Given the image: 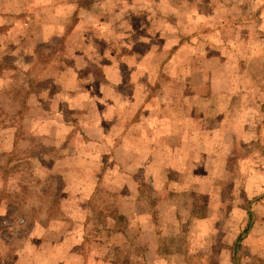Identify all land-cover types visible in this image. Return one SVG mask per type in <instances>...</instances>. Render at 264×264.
Listing matches in <instances>:
<instances>
[{
	"label": "rangeland",
	"instance_id": "374dc122",
	"mask_svg": "<svg viewBox=\"0 0 264 264\" xmlns=\"http://www.w3.org/2000/svg\"><path fill=\"white\" fill-rule=\"evenodd\" d=\"M135 1L0 0V264H143L136 262L142 255L132 252V239L120 235L126 223L118 219L119 205L125 199L130 208L132 196L142 199L137 209L150 204L164 233L160 244L165 256L159 264H264V199L254 200L264 191L255 189V179L248 191V158L243 159L248 157V40L261 55L253 64L264 84V23L257 17V23L250 24L254 28L248 29V20H253L248 0H182V15L172 11L169 18L161 14L166 13L165 0H156L161 10L156 17L151 11L156 25L152 31L170 21L185 22H170L164 37L171 38L172 45L183 42L168 70L173 72L175 59L182 58L188 74L179 81L128 75L119 84L117 62L128 74L137 66L150 68L145 55L135 61L126 49L137 45L142 52L154 53L166 44L163 35L162 41H150L148 12L134 10L152 0ZM141 23L142 32L127 36ZM217 25L219 30L214 29ZM215 31L220 33L207 37ZM123 38L128 47L117 43ZM218 40L223 43L213 44ZM162 59L153 66L166 69L168 62L160 65ZM216 59L224 61L222 66ZM192 60L200 68L190 72ZM74 63L78 76L66 71V64ZM207 70L209 78L202 77L200 71ZM204 84L228 92L238 88L217 99L222 109L216 116L223 123L210 120L215 115L205 108L186 106L191 103L186 93L194 100L193 88ZM164 87L183 95L166 111L174 119L196 117L198 130L220 132L228 140L223 146L231 151L236 146L226 172L202 177L187 172L181 157L173 160L172 171L156 175L153 189L146 174L127 175L130 172L118 169L121 164L111 149L127 125L138 122L131 131L148 135L150 121L164 119L165 111L158 109ZM142 101L156 108L143 112ZM261 112L263 118L260 112L254 117L264 124V106ZM81 121H104L108 142H84ZM89 133L98 135L100 130ZM235 135L241 144L234 145ZM128 176L135 183L131 189L125 184L131 180ZM95 178L99 181L94 191H82L85 185L93 186ZM138 185L137 194H131ZM72 213L86 218L73 221L68 217ZM175 216L182 217L179 230L185 239H170ZM78 229L81 234H67ZM182 248L185 253L174 256L172 251ZM203 250L205 257L200 255Z\"/></svg>",
	"mask_w": 264,
	"mask_h": 264
},
{
	"label": "crops",
	"instance_id": "0c3cea01",
	"mask_svg": "<svg viewBox=\"0 0 264 264\" xmlns=\"http://www.w3.org/2000/svg\"><path fill=\"white\" fill-rule=\"evenodd\" d=\"M121 1V0H120ZM125 4L134 3L137 4L135 0H122ZM170 0H165V12L161 11V14L167 15L169 18L170 12H174L177 14L183 13V3L182 0L178 1L174 0L172 3V10H169V4ZM186 8V7H185ZM161 10V6L156 5V0L148 1V3L145 2V4L142 6V8L135 9L136 12H140L141 10H145L148 13V26L151 27L150 30V41L157 42L158 38L164 37V31H166L167 27L169 26V23L167 22L166 25L161 27V30H155L152 31V29L156 26L153 24V20H150V16H152V10L154 11V15L156 17L157 14H159V11ZM219 11H221V8H218ZM252 12V13H250ZM253 15V20H248V29L254 28L251 24H255L257 22H254V20H258L257 17H259V21H263L264 23V0H248V15ZM260 14V15H258ZM182 15V14H181ZM262 19V20H260ZM167 21V20H166ZM81 23V22H80ZM166 23V22H165ZM172 24H179V23H185L183 21L178 22H171ZM147 26V24H146ZM145 24L141 23L138 28L133 29L130 33L127 34V36L135 35L137 33H140L144 30ZM220 25H217L214 27L215 30H219ZM220 32H208V38H214L216 34H219ZM212 36V37H211ZM72 38V37H71ZM135 41L142 42L146 39H136ZM133 39V40H134ZM166 44L165 47L156 50L154 53H149V51L142 52L141 49H138L137 45L134 46L132 49L131 47L129 49H132L129 51V49H126V54L130 55L132 54L135 57V61H141V57L144 55L146 56L147 60L150 61V68L145 69L141 66H137L134 69L130 71V74L126 71V69H121L118 63V78H120L119 84L122 82L125 77L128 75L131 77L132 75H136L139 79H149V78H157V77H163L165 79H178L181 80V78H186L188 72L183 68L184 59L182 58H176L177 60V66L176 69L173 70V72L170 73L168 70L171 66V62L173 57L175 56V53L178 49V47H181L182 43L178 41V43H175L172 45V42L170 41L171 38L164 37ZM174 40V37L172 38ZM161 40V38H160ZM186 41L185 45H188L187 42H189L187 39H184ZM212 40V39H209ZM216 40V39H213ZM147 41V40H146ZM162 41V40H161ZM103 42H105L103 40ZM102 42V43H103ZM126 38H123L119 40L118 44H123L122 46L128 47ZM195 42V41H194ZM216 42V41H214ZM223 42L221 40H218L216 43L213 44H222ZM259 43V42H258ZM255 47L252 46V43H249L248 40V136L246 137L248 140V157L243 156V159L248 158V191L252 190V186H250V183L255 179L254 183H256L255 189H260L264 191V149L262 145L264 144V124L262 119L260 121H257V118H255V114L258 115L260 112V116L262 117V107L264 106V84L262 80V73H260V69H256L254 67L253 63H256L257 59H260V54L257 52H253V50L250 48ZM176 49V50H175ZM79 50V49H78ZM131 52V53H130ZM86 54L87 51L84 50L83 54ZM161 57H164L162 59L163 61H160V65L162 63L168 62L166 65V69L161 68H155L153 66V63L157 64L158 60H161ZM176 57V56H175ZM217 60V59H216ZM117 61H119L117 59ZM260 61V60H259ZM258 61V62H259ZM218 63L224 62L223 60L219 59L217 60ZM158 65V66H160ZM222 66V65H221ZM66 71L72 72L75 76L77 75V70H79V66L76 65V63L72 65L66 64ZM200 66L198 63H196L195 60H192V66H190V72H193L194 69H199ZM148 70V72H147ZM181 72H184L183 74ZM105 74V73H104ZM107 74V73H106ZM105 74L106 77H108ZM200 74H203L202 77L205 78V74H207L206 77L209 78V70L207 71H200ZM71 75V74H70ZM211 75V74H210ZM167 82V81H166ZM206 82H208L206 80ZM181 86H176L175 88H179ZM172 87H164L163 89V98L164 101L162 102L163 105L158 106V109L160 111H165L164 119H153L150 121V129L148 130V135L143 133H138L137 131H131V127L139 126L138 122L134 123L135 125L132 126V124L127 125V128H124L122 131V134L118 137L116 146H114L111 150V156L117 157L119 160V163L121 164L118 166V169L126 170L130 173H126L127 175H134L133 173H142L147 175V179L149 181V185L151 188L156 189L157 185V179L158 177L156 175L162 174L163 172L167 173L169 171H172L173 169V160L178 161L181 157L183 158L184 163L180 162L181 166L184 167L187 166L189 169L187 172H193L196 171V173L202 174L201 176L207 173L208 175L215 176L217 174H220L221 172H226L228 170V162L230 159V155L233 152L234 148L236 146H233L232 151L227 147L223 146V141H228L226 138L221 137L219 134L220 132H217L218 135L213 133H208L204 130V128L198 130V124L195 123L194 120L197 121L198 118L190 117V118H173V115H171V112H166L168 110H171L173 106H176L178 102L182 99V94L180 91H174L172 90ZM197 89V93H194L192 95H196V98L194 100H189L186 96L188 94H191L190 91L186 93V96H184L187 99V102H191L186 104L188 110H200L199 108L206 109L207 111H210L211 115H215L214 119L209 118L210 120H215L216 122H222V119L220 117H217L216 115L220 114V111L222 109L221 105L218 104L217 99L220 97L222 93L223 95L230 94L232 92H235L238 90L236 88L232 92H228L226 90H221L220 88L216 87L214 84H204L203 86L199 88H193ZM181 97H180V96ZM176 96V98H174ZM152 97H150L151 99ZM161 103V102H160ZM176 103V104H175ZM152 102L149 101H142L140 105L143 108V112L145 109H154L156 106L151 107ZM183 104V103H182ZM181 108L182 105L180 104ZM160 107V108H159ZM141 110L142 108L139 107ZM138 110V109H137ZM213 117V116H212ZM263 118V117H262ZM203 121L204 119H200ZM142 124L145 121H140ZM223 123V122H222ZM225 123V122H224ZM219 124V123H218ZM190 126H193L196 128H190ZM81 131L84 135H82V139H84V142H95L100 144H105L108 142V135L106 134V126L104 121L97 122L96 124H93L91 122L87 121H81L80 122ZM96 127H99L96 128ZM190 128V129H189ZM90 130L98 131L100 130V133L98 135H92L89 133ZM225 134V133H223ZM240 139V136L235 135L234 138V145L241 144L237 142V140ZM99 144V145H100ZM105 155V154H104ZM110 155V153H109ZM103 156V154H102ZM138 159V160H136ZM241 162V160H239ZM179 170H181L179 168ZM224 170V171H223ZM208 171V172H207ZM122 174V173H118ZM90 179L91 177H94V173L89 174ZM92 175V176H91ZM135 176V175H134ZM201 177V178H202ZM200 178V177H197ZM127 182L125 183L127 188H132L131 185L134 183V179L130 178L128 176ZM96 182L93 186H87L85 185L82 188L83 190H90V193L94 191V188L97 186L99 179L95 178ZM187 182V181H186ZM130 184V185H129ZM135 184V183H134ZM198 185L204 184L197 182ZM204 187V185H202ZM139 185L135 187L136 193H131L133 195H136L138 192ZM254 189V190H255ZM89 193V194H90ZM264 193V192H263ZM261 195V194H260ZM89 196V195H88ZM132 196V195H131ZM259 196V195H258ZM89 198V197H88ZM87 198V200H88ZM127 198V197H125ZM256 198V197H255ZM264 199L262 197L260 200ZM132 203L129 204L130 208H127V205L125 203V199L121 201V205H119V216L123 218V222L126 223V226L124 227L123 232L120 233V235L123 237L129 236V238L132 239L131 245H132V252L141 253V257L136 258V262H139V260L143 264H159L163 263V256H165L164 250L161 248L160 244V236L164 233L160 232V228L156 225V222L154 220V215L152 214L151 206L148 204V207L144 208H138L140 211H138L137 204L139 205L141 203L142 199H139L137 197L132 196ZM212 204V203H210ZM145 206V205H144ZM211 206V205H210ZM71 220H84L86 218V214H82L80 216H77L76 214L72 213L68 216ZM175 220H177V217L175 216ZM182 217H178V220L176 221V226L172 229V236L170 239H180L186 238L185 233L181 232L179 230L180 223H181ZM205 219H202L204 221ZM79 231H68V235L73 234H81L80 229ZM206 234H204L205 237ZM185 246V244H184ZM184 248V247H183ZM182 249H175L173 250L174 256H177L180 253H185V250ZM212 248V245H211ZM211 251V249H210ZM202 254V257H205L203 253L205 251H200ZM171 253V252H170ZM173 257V256H169ZM182 261V256L178 257L177 262Z\"/></svg>",
	"mask_w": 264,
	"mask_h": 264
},
{
	"label": "water",
	"instance_id": "95a60500",
	"mask_svg": "<svg viewBox=\"0 0 264 264\" xmlns=\"http://www.w3.org/2000/svg\"><path fill=\"white\" fill-rule=\"evenodd\" d=\"M262 197H264V193H262L261 195L257 196L256 198H254V200L260 199ZM248 209L250 210V207Z\"/></svg>",
	"mask_w": 264,
	"mask_h": 264
},
{
	"label": "trees",
	"instance_id": "16d2710c",
	"mask_svg": "<svg viewBox=\"0 0 264 264\" xmlns=\"http://www.w3.org/2000/svg\"><path fill=\"white\" fill-rule=\"evenodd\" d=\"M118 219L123 220V218L121 216H119Z\"/></svg>",
	"mask_w": 264,
	"mask_h": 264
}]
</instances>
